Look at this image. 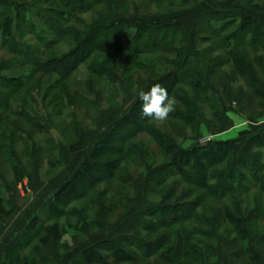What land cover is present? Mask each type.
Instances as JSON below:
<instances>
[{"label":"rangeland","instance_id":"1","mask_svg":"<svg viewBox=\"0 0 264 264\" xmlns=\"http://www.w3.org/2000/svg\"><path fill=\"white\" fill-rule=\"evenodd\" d=\"M182 2L176 1V7ZM10 3L12 11L18 6L27 10L28 24L19 25L17 40L43 50L45 47L40 41L44 39L45 34L41 31L44 26L39 23L46 10L60 9L58 0H10ZM115 9L120 21L130 24L155 20L180 23L190 33L208 22L216 21L215 26L219 27L224 21L237 17L238 23L225 33L226 36L237 33L249 17L264 19V0H196L191 10L183 14H178L179 9L168 3L145 6L138 0H124ZM7 10L0 7V79L9 82L10 88L19 89L18 82L24 78L28 84L9 101L8 110L0 111V198L6 209H14L11 216H0V226H4L0 229V241L6 237L5 226L15 223V219L22 221L21 214H34L44 204L48 207L43 215L51 213L50 200L52 202L61 188L83 169L98 141L123 120L139 100V91H147L159 78L176 68L177 59L172 52L156 55L96 52L62 82L58 74L36 72L23 58L8 53L2 45L5 39L2 28L7 20L3 13ZM106 10L107 7H95L78 17L86 26V23L96 21L98 13L106 14ZM40 12L42 16L38 14ZM85 26L77 25V30L85 33ZM256 37L255 46L241 45L237 56L227 55L216 40L202 39L201 42L199 38L195 39L192 44L201 56L188 67L187 83L175 86L171 83L177 101L172 112L178 114L176 119L169 117L163 123L149 119V127L155 126L165 134L162 142L142 133L126 146L129 151L126 156H104L101 160L112 162L107 163L108 166L121 158L119 169L115 171L116 180L98 184L80 201L70 202L64 208L69 212L65 217L39 228L36 234H29L31 244L16 252L17 257L20 256L15 264H67L83 250L102 241L116 242L131 257L120 254L115 246H107L96 254L86 255L83 261L90 264H166L160 258L167 259L170 249H174L173 256L179 257L197 255L202 250L195 244L200 245V238L193 240L192 249H189V234L194 228H206L202 222L207 219L215 224V219L220 216L218 233L236 241H243V224L236 228L227 218L228 214L245 218V224L258 216L262 220L256 225L264 229V192L259 191L263 184L258 183L252 192L247 190L214 201L206 197L205 190L186 183L184 175L174 173L167 180L159 176L160 169H167L174 160L170 145L179 147L183 155L211 144L233 142L236 147L234 157L247 155L252 157L251 161L258 158L256 164L264 168V149L251 146V139L264 133V95L261 93L264 91V35L257 34ZM76 45L71 39L52 47L47 59L62 57ZM184 46L188 47V44ZM241 59L243 63L239 64ZM94 67L107 69V81L94 73ZM169 81L170 77L164 81L165 87L171 85H168ZM195 82L205 85L211 92L195 87ZM210 93L212 97L207 99ZM0 94H3L1 89ZM76 94L80 98L75 97ZM221 115L226 119L222 120ZM81 140L84 142L82 150L78 155L72 153L70 146ZM227 161H230L229 157L219 166L207 164V173L226 169ZM189 202H198L193 213L198 214L199 219L171 227L158 225L144 231L137 222L140 215L150 209ZM55 210L58 213L59 210ZM154 216L146 215V226L154 222ZM4 218L10 225H5ZM129 224L130 231L127 230ZM55 225L59 230L52 228ZM25 235L26 232L18 242ZM127 238L157 246L155 254L151 253L144 261L139 260L141 254L136 247L124 244ZM3 246L6 243L3 242ZM6 250L3 252L0 248L1 253L6 254ZM120 256L126 258L118 260ZM7 261V264H13L9 259Z\"/></svg>","mask_w":264,"mask_h":264},{"label":"trees","instance_id":"2","mask_svg":"<svg viewBox=\"0 0 264 264\" xmlns=\"http://www.w3.org/2000/svg\"><path fill=\"white\" fill-rule=\"evenodd\" d=\"M145 6L157 5L161 6L168 3L170 7L178 8L179 13L183 14L189 12L192 4L196 0H183L180 7H176V1L178 0H138ZM124 2V0H58L60 9L46 10L45 16L41 18L40 25L44 26L41 30L44 32V39L40 41L44 45V49L35 46H28L25 43L19 42L18 27L19 25L28 24L27 10L23 6H18L13 11L11 10L10 0H0V7L5 8L7 12L3 13L7 20L3 24L2 32L5 34V39L2 45L8 50L14 57L23 58L27 65L31 66L33 70L40 73H56L60 76L62 82L67 80L79 67L93 57L96 52L99 53H132L136 55H156L165 52H172L177 55L175 61V69L164 78H159L155 83L165 84L164 81L170 77L168 85L171 83L175 85L186 84L188 81V67L192 65L193 60L199 59L201 52L194 43L195 39L203 40H216L219 42L221 49L226 50L227 55L237 56L239 48L243 44L249 46H255L258 42L257 34L264 35V19L256 20L253 17L245 19L244 24L241 25V29L237 33L226 36L225 33L229 31L235 24H237V17H233L229 21H224L219 27L215 26L216 21L208 22L206 25L200 26L193 33L180 23L168 22L164 23L162 20H155L152 22H139L135 24L127 23L126 21H120V16L116 13V7ZM95 7H107L106 14L100 12L97 14V19L91 24L82 22L78 17L85 13L91 12ZM190 9V10H189ZM42 12L38 13L40 16ZM24 15V18H21ZM47 16V17H46ZM82 22V23H81ZM218 23V20H217ZM219 24V23H218ZM77 25L80 27L85 26V33L77 30ZM29 30V29H28ZM31 32V31H30ZM240 32V33H239ZM35 35V33H31ZM210 35V36H209ZM37 37V36H36ZM214 38V39H213ZM73 40L77 45L68 54L62 57H51L47 59L51 54V48H56L59 44ZM188 44L185 47L184 44ZM242 59L239 64H242ZM243 66V65H242ZM94 73L104 81H107L109 72L106 68L94 67ZM188 76V77H187ZM21 82V83H20ZM17 88H10L9 82L0 79V89L3 94H0V111H6L9 109V101L17 96L21 89H24L28 84L27 79L20 80ZM166 86L168 89L169 97L174 96V87ZM195 87H200L202 91L206 92L210 89L200 82L194 83ZM151 88V87H150ZM150 88L148 90H150ZM147 90V91H148ZM211 92V91H210ZM75 97L80 96L76 94ZM75 97L73 98L75 100ZM211 93L207 96L210 99ZM83 98V97H82ZM84 100V99H83ZM140 107L139 100L125 115L123 120L116 125L113 130L103 139L99 140L96 149L92 156H90L83 165V169L79 171L76 176L66 183L61 190L55 195L54 200L48 205L51 206V213L44 214L45 216H38L31 220L27 227L26 235L21 239L16 249L9 257V261L15 264L18 262L20 255H16V252L21 249L23 251L27 246L31 244V238L29 234H36L39 228L45 227L48 223L59 220L65 217L69 212L64 208L68 207L72 201H80L83 199L87 192L92 191L98 184L102 182H111L116 180L115 171L119 169L120 157L126 156L129 152L126 151V146L130 142H133L135 138L142 134H149L161 143L165 134L161 133L155 126L149 127L151 118L143 119L139 115L136 116ZM178 115V114H177ZM177 115L172 113L170 118L176 119ZM136 116L135 120L134 117ZM150 119V120H149ZM221 119L225 120L226 116L221 115ZM131 145V143H130ZM84 142L81 140L70 146L72 153H78L82 150ZM171 146V150L174 155L173 162L165 170L160 169L159 176L164 180H167L170 175L177 174L186 178V183L205 190L206 197L214 199V201H221L230 195L245 193L247 190L250 192L256 189V186H261L260 192H264V168L259 167L256 164L258 158L253 161L252 157L247 155H241L234 157L235 143L233 142H221L211 144L208 147L201 150H191L185 154L180 153L179 147ZM251 146L255 148L264 149V134L254 136L251 139ZM98 154V155H97ZM120 159L116 160V163L104 162L101 160L104 156L114 157L119 156ZM227 157L230 161H227L226 169L222 171H213L208 174V165L219 166L220 162H225ZM215 161V163H213ZM247 169L248 171H244ZM169 175H166V173ZM168 176V177H167ZM160 183V182H159ZM158 183V184H159ZM259 183V184H258ZM203 200V199H202ZM203 202V201H202ZM48 206H46L47 208ZM198 207V202L195 204L181 203L178 205L169 204L159 209H150L144 215H140L137 222L140 223L142 231L149 228L155 229L159 226H173L178 223H187L193 221V219H199L198 214L193 212ZM58 209V213L55 209ZM14 209H6L3 199L0 198V216L9 217L13 214ZM71 214V213H70ZM155 214L154 222L150 223V226H146L144 221L146 215ZM229 221L236 225V228L242 226V223L238 221V218L234 215H227ZM136 222V224H137ZM149 225V224H148ZM146 226V227H145ZM58 229V225L54 227ZM52 230V229H51ZM54 230V229H53ZM59 230V229H58ZM35 231V232H33ZM49 229H46L48 232ZM241 231V230H240ZM193 229L190 232L191 240ZM242 239L246 238L242 228ZM35 239V238H34ZM190 240V242H191ZM187 243V241H185ZM124 244L129 247H136L140 252L141 261L149 258L150 254H155L156 247L154 245L145 244L137 241L133 238H127L124 240ZM112 246L116 247L117 251L123 255L130 256L128 251H123L116 242L102 241L95 243L86 250H83L78 256V261L74 264H90L88 261H83L86 255L90 253L96 254L100 248ZM109 248V247H108ZM167 259L161 257V261L166 264H180L179 260L173 256L174 249L169 250ZM119 259H125L121 258ZM131 257V256H130ZM133 257V256H132ZM102 258V257H101ZM104 258V257H103ZM128 258V257H127Z\"/></svg>","mask_w":264,"mask_h":264},{"label":"crops","instance_id":"3","mask_svg":"<svg viewBox=\"0 0 264 264\" xmlns=\"http://www.w3.org/2000/svg\"><path fill=\"white\" fill-rule=\"evenodd\" d=\"M261 93L264 95V91H261ZM46 206L47 204H44L41 209L34 214H32V212L21 214L22 221H17L15 219V223L13 222L12 225H10V223H8L9 221L4 218L5 225L9 224L10 226H5L4 235L6 237L3 236L0 241V243H2L0 247L1 250L5 252L7 248L6 254L0 252V264H7V260L14 251L20 237L27 231V227L31 220L41 215L45 216L43 215V211H45ZM24 213L26 212L24 211ZM258 218L260 217H254L251 223L246 222V224L245 218H238V221L243 224V232L244 234H246V238L243 241H236L232 238L228 239V236L223 238L218 233V227L220 226L221 221L220 216H217V219H215V224H212L209 219H207L206 222L201 221L203 225L206 226V228H194V235L192 234L191 236L196 240L200 238V245L197 243L195 244L197 246H200L202 250H198L199 252L197 251V255L188 254L184 257L175 255V257L180 261V264H264V229H262L263 227H260V225H256L259 220H262V218ZM134 224L135 218L132 225ZM248 225H250V227ZM1 228L4 229V226H0V229ZM128 229L130 231V224L127 227V230ZM259 232L263 234H259ZM3 242L6 243L5 247L3 246ZM192 242L193 241L191 240V242L189 243L191 244V247L190 245H188L190 250L193 246ZM185 244V246H187V243ZM77 258L78 256L73 260H68L67 264H74Z\"/></svg>","mask_w":264,"mask_h":264},{"label":"clouds","instance_id":"4","mask_svg":"<svg viewBox=\"0 0 264 264\" xmlns=\"http://www.w3.org/2000/svg\"><path fill=\"white\" fill-rule=\"evenodd\" d=\"M140 103L139 116L151 118L163 123L175 111L176 99L169 97L168 89L161 83H155L150 90H141L138 93Z\"/></svg>","mask_w":264,"mask_h":264}]
</instances>
